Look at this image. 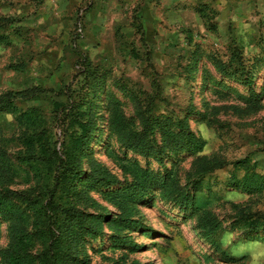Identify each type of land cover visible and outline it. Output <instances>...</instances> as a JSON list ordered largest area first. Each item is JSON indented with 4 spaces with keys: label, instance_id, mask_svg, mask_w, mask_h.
<instances>
[{
    "label": "rangeland",
    "instance_id": "1",
    "mask_svg": "<svg viewBox=\"0 0 264 264\" xmlns=\"http://www.w3.org/2000/svg\"><path fill=\"white\" fill-rule=\"evenodd\" d=\"M162 1L0 0V97L43 91L0 109L5 178L20 192L51 189L45 165L27 162L30 123L22 115H42L60 149L68 125L61 111L71 114L74 101L89 100L94 134L84 168L95 159L119 181L85 193L86 212L103 233L76 235L75 264H264V0ZM234 49L253 70L259 109L250 110L247 88L211 64L213 56L228 61ZM141 111L155 119L154 135L143 133ZM185 120L204 142L200 151L177 128ZM136 143L150 144L154 154L129 148ZM203 158L223 167L195 177ZM135 171L176 191L141 195L127 212L136 228L117 237L110 219L125 214ZM9 227L0 216V250Z\"/></svg>",
    "mask_w": 264,
    "mask_h": 264
},
{
    "label": "trees",
    "instance_id": "2",
    "mask_svg": "<svg viewBox=\"0 0 264 264\" xmlns=\"http://www.w3.org/2000/svg\"><path fill=\"white\" fill-rule=\"evenodd\" d=\"M193 61L195 65L202 61L200 52L193 55ZM210 61L217 75L234 80L251 92L249 99L247 98V103H250L248 106L252 108L250 110L259 109L258 95L251 88L254 82L253 70L245 65L238 50L234 49L226 62L215 56L211 57ZM42 93L43 91L37 88L18 93L9 92L0 97V109L15 108V102L30 101L41 96ZM79 101H74L75 108L71 114H66L67 110H63L62 116H59L64 122L68 121L60 149L53 147V134L43 127L42 115L39 116L31 111L22 115L30 123L29 132L23 141V144L31 150V157L27 162L32 160L39 165H45L48 170L46 178L53 186L51 189L49 186L43 188L42 185L35 190L23 192L14 190L5 178V173L9 171V163L5 152L0 149V216L10 222L9 244L0 250L2 264H75L76 235L103 233L102 229H96L99 226L98 221L95 218L90 219L86 212L89 197L85 193L94 187L113 185L119 180L95 159L90 160V168H84L83 156L94 134L93 112L92 106L88 105L91 101L84 99ZM149 112L141 111L139 115L143 133L154 135L156 122ZM188 114L205 119L204 113L189 110ZM178 124L177 128L188 133L191 151H200L204 142L189 130L187 120L178 121ZM129 148L146 155L154 154L150 144L143 147L136 143ZM164 148H167V145ZM221 167L223 163L219 159H198L195 162L193 175L200 177ZM133 174L134 182L128 187L127 194L131 201L125 202V214L110 219L114 223L113 232L117 237L123 232L136 228L137 220L132 219V215L128 216L127 212L131 205H136L141 195L147 194L156 187L163 189L166 195H172L176 191V187L171 184L163 186L165 183H159L162 179L155 175L145 176V172L142 171H135ZM169 178L173 179L170 176ZM19 204L25 207L22 208ZM28 210L33 212V220L30 219ZM101 226L103 227L100 225V228ZM34 241L41 243L39 251H33Z\"/></svg>",
    "mask_w": 264,
    "mask_h": 264
},
{
    "label": "crops",
    "instance_id": "3",
    "mask_svg": "<svg viewBox=\"0 0 264 264\" xmlns=\"http://www.w3.org/2000/svg\"><path fill=\"white\" fill-rule=\"evenodd\" d=\"M133 1H134V0H132V2H133ZM176 1H177V0H167V1H166V0L164 1V0H163L162 2H163L164 4H167V2H168V3H171L170 5L174 7ZM180 1L186 2V0H180ZM132 2H130V4H131ZM136 2H137V1H136ZM131 5H132V4H131ZM129 6H130V5H129ZM128 8H129V7H128ZM128 8H126L125 10H127Z\"/></svg>",
    "mask_w": 264,
    "mask_h": 264
}]
</instances>
